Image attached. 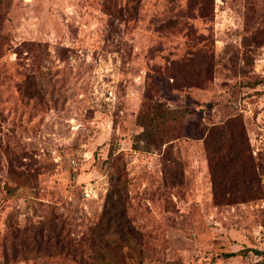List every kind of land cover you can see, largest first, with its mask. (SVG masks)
Instances as JSON below:
<instances>
[{"label": "rangeland", "instance_id": "374dc122", "mask_svg": "<svg viewBox=\"0 0 264 264\" xmlns=\"http://www.w3.org/2000/svg\"><path fill=\"white\" fill-rule=\"evenodd\" d=\"M115 1L15 0L8 23L15 45L23 46L25 55L35 40L48 44L49 59L37 72L46 103L32 114L16 86L29 73L30 59L14 52L11 59L0 60V110L7 116L3 127L11 132L15 126V136L34 154L33 159L23 160L32 162L31 171L39 174L38 190H28L27 195L9 196L0 182V264L95 262L89 248L78 258L76 252L44 247L38 255L37 250L26 249H37L39 243L55 245L58 239L84 245L93 237L111 185L105 161L112 144L122 153L113 162L114 169L129 178L132 187V197L125 200L126 216L143 235L140 241L126 243L118 235L112 238L110 253L119 264H264V254L257 252H264V199L232 205L213 202L204 143L197 133L201 122L220 120L218 108H199L189 114L179 139L144 151L132 147L137 115L150 103L144 96L147 88L153 87L149 93L175 106L201 105L207 100L224 102L235 80L225 76L220 64L200 89L171 90L173 79L169 80L166 69L172 60L185 56L187 49L185 3L141 0L122 5L121 30L111 43L107 19L119 13ZM132 10L136 11L133 15ZM245 10V0H215L216 58L231 44L242 46L248 25ZM174 18L179 20L166 28V22ZM63 48L69 49L68 61L61 57ZM197 65V58L192 57L190 70H197ZM252 68L264 77V43L257 49ZM238 104L255 144L253 154L260 159L264 153V81L245 88ZM19 122L29 127V133ZM178 143L174 158L168 157L170 146ZM5 174L0 171L1 176ZM87 187H93L92 197L86 196ZM53 231L56 235L49 240ZM228 253L233 256H223Z\"/></svg>", "mask_w": 264, "mask_h": 264}, {"label": "trees", "instance_id": "16d2710c", "mask_svg": "<svg viewBox=\"0 0 264 264\" xmlns=\"http://www.w3.org/2000/svg\"><path fill=\"white\" fill-rule=\"evenodd\" d=\"M245 1V16L248 25L243 33L242 46L231 44L226 48L223 55L216 58L214 50L216 37L213 28L215 0H183L186 5L183 18L188 27L185 38L186 54L172 60L166 69L169 80L170 78L173 79V82L169 83L168 86L171 90H176L182 86L200 89L204 79L215 74L218 65L223 64L226 70L225 76L235 80L229 85V97L224 102L207 100L201 105L175 106L158 99L153 93H149L153 87L151 90L147 88L144 96L146 100L147 98L150 100V106L148 105L139 111L136 119L138 131L132 135V147L135 150L144 151L151 147H160L164 141L183 137L189 114L196 112L199 108H218L220 120L201 122L200 132L197 133L198 138L202 139L204 143L212 182V197L216 205H232L264 199V153L260 159H257L253 154L255 144L250 139L244 114L238 104L243 97L245 88H255L264 81V77L257 76L252 68L257 49L264 43V0H262L261 5L257 4L258 0ZM140 2L141 0H116L113 2L119 4L116 10L119 13H116L115 17L109 16L107 19V26L109 27L107 36L108 39H112L111 43L115 42V38L121 30L122 17L125 16L123 13L125 8L122 5ZM14 3L15 0H0V60L11 59L14 52L19 58L27 55L30 59L29 73L16 86L24 107L30 110L32 114L37 113L38 108L46 103L45 88L38 80L37 72L42 70L41 63L49 59L48 44H41L35 40L31 51L25 55L22 50L23 46L15 45L14 34L8 29ZM231 3H239V0H231ZM135 12L132 10L131 15ZM177 20L179 19L174 18L172 21L166 22V28ZM116 49L120 50V45H117ZM68 52L69 49L67 48L61 50L63 60L68 61L71 58ZM192 57H196L198 60L195 71L189 68V61ZM121 108V104L117 105L116 122L119 121ZM31 119L30 116L29 120ZM5 121H7V116L0 110V171H6L5 176L0 175V182H3L9 196H15L17 193L27 195L28 190H38L39 174H34L31 171L32 162L27 163L23 158L30 157L33 159L34 154L31 149L23 146L15 136L17 132L15 126L11 132L5 131L3 127ZM14 122L17 124L16 120ZM18 124L29 133L27 125H23L21 122ZM177 145L179 143L170 146L173 152L170 151L168 157L174 158ZM121 154L116 145L112 144L108 153L109 157L105 161L111 185L101 203L102 215L97 223L95 221L93 237L84 245L83 243L72 245L73 242L64 244L63 240L60 239L54 242L57 246H44L39 243L36 246L37 249L35 247L27 248V252L37 250L38 253L36 252V254L40 255L41 250L46 247V251L56 249L66 254L76 252L75 258H78L79 255L82 256L88 252L87 249L89 248L95 257V262L82 261V264H119V261L114 259L115 256L110 253L114 244L112 238L118 235L119 240L126 243L132 242L134 239L140 241L143 236L130 217L126 216L128 205L125 200L129 201L132 197V187L129 178H123L122 174L113 166V162ZM177 176L182 177V174L179 173ZM48 221L52 220L49 219ZM46 225L50 224L46 222ZM43 232L44 228L40 233L43 234ZM16 235L19 236L18 233ZM55 235L54 231L50 232L49 240H52ZM58 235L60 236L59 233ZM16 252H19L17 248ZM257 252L264 254V252ZM50 254L55 253H47V255ZM28 256L30 255L27 253ZM223 256L230 257L233 254L228 253ZM85 258L84 256L82 259Z\"/></svg>", "mask_w": 264, "mask_h": 264}, {"label": "built area", "instance_id": "2783aa9c", "mask_svg": "<svg viewBox=\"0 0 264 264\" xmlns=\"http://www.w3.org/2000/svg\"><path fill=\"white\" fill-rule=\"evenodd\" d=\"M85 193H86V196H88V197H92L93 195H94V189H93V187H87L86 189H85Z\"/></svg>", "mask_w": 264, "mask_h": 264}]
</instances>
